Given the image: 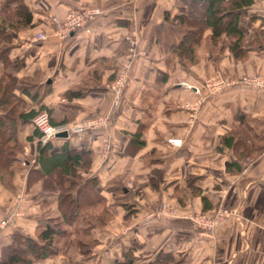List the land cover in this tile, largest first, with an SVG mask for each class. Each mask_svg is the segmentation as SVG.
I'll use <instances>...</instances> for the list:
<instances>
[{
  "label": "crops",
  "instance_id": "1",
  "mask_svg": "<svg viewBox=\"0 0 264 264\" xmlns=\"http://www.w3.org/2000/svg\"><path fill=\"white\" fill-rule=\"evenodd\" d=\"M23 2L31 13L29 26L13 30L0 24V94L7 91L19 100L18 113L44 109L55 126L106 118L104 129L55 137L44 154L50 161L66 149L80 158V178L96 181L108 220L90 230L92 258L82 260L78 248L67 243L58 255L32 264H111L123 249L140 258L136 264L158 253L169 255L167 264H264V140L254 158L239 162L219 143L236 112L264 135V88L235 84L203 95L189 112L181 106L200 97L179 86L199 87L215 73L233 80L264 78V47L253 43L254 33L264 30V0L239 12L242 60H233L226 48L211 51L205 30L187 73L160 47L177 41L173 29L186 13L183 0ZM81 6L100 11L87 24L89 32L62 42L52 37L51 17ZM39 32L45 39L34 41ZM132 49L136 56L113 105L108 87ZM16 120V138L7 129L6 141L10 147L19 144L20 152L0 176V255L12 234L34 238L40 221L60 218L65 185L58 167L46 172L37 162L39 133L31 121ZM169 139L180 145H168ZM21 158L27 167H21ZM219 207L229 216L210 232L190 220Z\"/></svg>",
  "mask_w": 264,
  "mask_h": 264
},
{
  "label": "trees",
  "instance_id": "2",
  "mask_svg": "<svg viewBox=\"0 0 264 264\" xmlns=\"http://www.w3.org/2000/svg\"><path fill=\"white\" fill-rule=\"evenodd\" d=\"M183 3L186 13L177 18L178 25L173 29L178 36L177 41L170 45H160L164 52L173 55L179 68L187 73L196 64V49L205 30L209 31L208 44L211 51L226 48L233 60L244 58L245 48L243 35L238 29V18L240 10L252 5L253 0H183ZM30 21L31 13L23 0H0V24H7L11 29L17 30L22 26H29ZM158 32L156 39L159 40ZM253 43L257 48L264 47V30L254 33ZM14 99L16 98L7 91L0 94V106L4 110V114L0 116V176L5 174L7 166L16 163L20 152L19 144L15 143L12 147L7 144V129L16 138L17 117L22 122H27L38 112L45 111L41 108L37 112L18 113L19 100ZM233 118L234 125L219 139V143L230 150L235 162L252 159L262 149L264 135L262 132H254L241 112H236ZM49 147L50 143L40 145L38 142L37 162L43 165L46 172H54L56 167L62 172L65 185L58 202L60 218L40 221L34 238L19 233L12 234L10 244L1 251L0 264H32L33 260L52 258L67 243L78 248L82 260L91 259L94 240L90 236V230L101 228L108 220L104 200L96 191L95 179H82L78 174L76 168L80 167V158L69 154L64 148L61 156L48 161L44 154ZM79 201H85L86 204H80ZM138 259L140 258L134 255L133 250L123 249L120 260L111 264H136ZM168 261L169 255L158 253L145 264H167Z\"/></svg>",
  "mask_w": 264,
  "mask_h": 264
},
{
  "label": "built area",
  "instance_id": "3",
  "mask_svg": "<svg viewBox=\"0 0 264 264\" xmlns=\"http://www.w3.org/2000/svg\"><path fill=\"white\" fill-rule=\"evenodd\" d=\"M100 14L99 9L96 7L81 6L77 9L67 12L62 18L51 17L52 25V37L56 38L58 41L62 42L68 39L72 34L83 32L88 33L87 24L93 20L96 16ZM45 35L41 32L34 35V41H39L45 39ZM136 56L135 51L132 49L131 52L126 55L123 60L122 66L119 72L115 75L112 83L109 85L108 89L112 93L113 105H116L122 90L125 87L128 78V69ZM244 83L255 89L264 88V78L260 77H243L239 80H225L220 75L212 76L207 80H204L199 87L192 86L186 82H180L179 86L190 89L195 95L200 98L192 104H183L181 109L184 111H194L195 107L199 104L200 99L204 96L213 95L219 91L228 88L232 85ZM204 95V96H203ZM32 126L38 131L39 137L38 142L40 145H46L50 143L58 133L66 132L69 134H80L85 130L93 129H104L106 126V118L98 116L87 120L83 123L68 126H55L50 121V116L46 111L38 112L31 120ZM167 144L172 147H177L180 145L179 140L169 139ZM21 167H27L28 163L24 158L20 159ZM229 216V213L225 209H218V212L211 217L194 216L190 217L191 222L200 230L209 232L212 231L217 226L224 223Z\"/></svg>",
  "mask_w": 264,
  "mask_h": 264
},
{
  "label": "rangeland",
  "instance_id": "4",
  "mask_svg": "<svg viewBox=\"0 0 264 264\" xmlns=\"http://www.w3.org/2000/svg\"><path fill=\"white\" fill-rule=\"evenodd\" d=\"M216 75H220L221 76V78L223 77V79H225V80H227V81H229V80H233V79H231L230 77H228V76H226V75H224V74H221V73H215L214 75H212V76H216ZM212 76H210V77H208V78H211ZM253 77H259V76H253ZM208 78H205V80H207ZM260 78H263V77H260ZM244 84V83H243ZM229 88V87H228ZM225 89H227V88H225ZM225 89H223V90H225ZM223 90H221V91H223ZM221 91H219V92H221ZM218 92V93H219ZM208 96H211V95H208ZM205 97H207V96H205ZM263 145V144H262ZM162 209L164 210V211H167V214H169V213H171L169 210H167V209H165V207L164 206H162ZM218 209H220V207L219 208H217V209H214V210H212V211H210V212H207V213H198V214H194V215H191V217H194V216H205V217H211V218H213L214 217V215L218 212ZM221 209H224V208H221ZM210 232V231H209Z\"/></svg>",
  "mask_w": 264,
  "mask_h": 264
},
{
  "label": "water",
  "instance_id": "5",
  "mask_svg": "<svg viewBox=\"0 0 264 264\" xmlns=\"http://www.w3.org/2000/svg\"><path fill=\"white\" fill-rule=\"evenodd\" d=\"M67 133L66 132H61V133H58L57 135H56V137L57 138H67Z\"/></svg>",
  "mask_w": 264,
  "mask_h": 264
}]
</instances>
